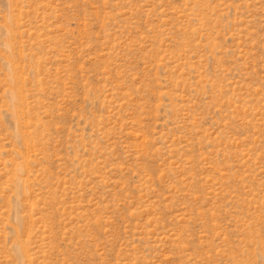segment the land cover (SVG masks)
Returning a JSON list of instances; mask_svg holds the SVG:
<instances>
[{"label": "rangeland", "instance_id": "obj_1", "mask_svg": "<svg viewBox=\"0 0 264 264\" xmlns=\"http://www.w3.org/2000/svg\"><path fill=\"white\" fill-rule=\"evenodd\" d=\"M0 264H264V0H0Z\"/></svg>", "mask_w": 264, "mask_h": 264}]
</instances>
